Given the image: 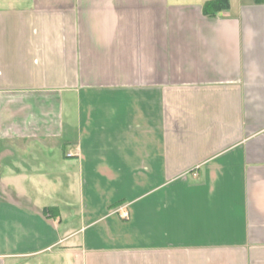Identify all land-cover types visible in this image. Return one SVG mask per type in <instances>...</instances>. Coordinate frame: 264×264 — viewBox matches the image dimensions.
<instances>
[{
	"label": "crops",
	"instance_id": "1",
	"mask_svg": "<svg viewBox=\"0 0 264 264\" xmlns=\"http://www.w3.org/2000/svg\"><path fill=\"white\" fill-rule=\"evenodd\" d=\"M205 1L0 0V264H264V3Z\"/></svg>",
	"mask_w": 264,
	"mask_h": 264
},
{
	"label": "trees",
	"instance_id": "2",
	"mask_svg": "<svg viewBox=\"0 0 264 264\" xmlns=\"http://www.w3.org/2000/svg\"><path fill=\"white\" fill-rule=\"evenodd\" d=\"M256 3H264V0H254ZM231 6L230 0H207L203 3L202 8L204 14L208 16H216L219 12L228 10ZM45 214L57 217L59 212L56 207H45Z\"/></svg>",
	"mask_w": 264,
	"mask_h": 264
},
{
	"label": "rangeland",
	"instance_id": "3",
	"mask_svg": "<svg viewBox=\"0 0 264 264\" xmlns=\"http://www.w3.org/2000/svg\"><path fill=\"white\" fill-rule=\"evenodd\" d=\"M27 99V98H26ZM29 100L32 102V103H34V102H39V103H45V102H50V103H54V102H58V100H57V96H55V95H47V96H38V97H35V99L34 98H29ZM43 113V112H42ZM43 126H44V124H42ZM47 127V126H46ZM73 212H76V208H73V210H72ZM73 212H71V213H73ZM76 214L77 213H73L72 215L73 216H76ZM66 217H64V219H65ZM78 222V221H77ZM74 227H76V226H78V225H80L79 223H73L72 224Z\"/></svg>",
	"mask_w": 264,
	"mask_h": 264
},
{
	"label": "built area",
	"instance_id": "4",
	"mask_svg": "<svg viewBox=\"0 0 264 264\" xmlns=\"http://www.w3.org/2000/svg\"><path fill=\"white\" fill-rule=\"evenodd\" d=\"M193 174H194V175H197V172L195 171V172H193Z\"/></svg>",
	"mask_w": 264,
	"mask_h": 264
}]
</instances>
